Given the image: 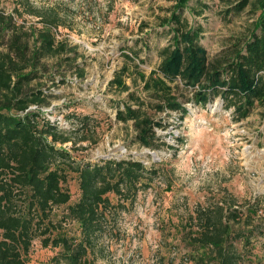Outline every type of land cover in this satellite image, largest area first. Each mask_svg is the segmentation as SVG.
<instances>
[{
	"label": "rangeland",
	"instance_id": "1",
	"mask_svg": "<svg viewBox=\"0 0 264 264\" xmlns=\"http://www.w3.org/2000/svg\"><path fill=\"white\" fill-rule=\"evenodd\" d=\"M177 1L30 0L39 8H57L68 26L60 28L59 39L78 46V63L86 72L83 78L65 73L61 83L63 77L50 71L47 76L56 74V85L47 81L44 87L52 96L51 105L42 109L45 117L74 139L63 146L74 160L63 167L70 204L81 197L74 171L79 166L133 158L156 171L133 206L117 207L119 198L109 196L117 213L112 211L105 221L98 253L91 257L95 264H193L186 247L191 220L198 206L217 202L234 203L243 212L248 203L258 201L254 225L257 233L264 229V106L240 120L234 110L224 107L222 97L202 106L182 87L176 96L188 110L184 119L181 111H151L162 123L155 129L159 145L155 150L138 142L133 122L116 120L127 93L110 83L123 68L127 69L123 80L131 90L152 101L141 93L139 74L148 76L157 70L160 51L172 44L173 35L163 19L170 17ZM241 1L191 0L183 11L190 25L203 28L201 44L210 62L229 55L252 30L258 16L254 0L241 12L233 10ZM17 2L1 0V12L14 16L19 26L41 28L37 18L15 14ZM84 117L86 129L80 122ZM67 214V206H62L52 217L62 225V232L79 237V224L65 219ZM58 252L36 240L26 264H52ZM247 258L252 264H264V236L254 240Z\"/></svg>",
	"mask_w": 264,
	"mask_h": 264
},
{
	"label": "trees",
	"instance_id": "2",
	"mask_svg": "<svg viewBox=\"0 0 264 264\" xmlns=\"http://www.w3.org/2000/svg\"><path fill=\"white\" fill-rule=\"evenodd\" d=\"M17 1L15 14L37 18L41 28L19 26L14 16L0 10V264H26L36 240L45 248L59 249L52 264H95L91 257L98 253L105 221L112 211V215L117 213L109 196L119 198L117 207L133 206L156 171L133 158L79 166L74 171L81 197L70 204L63 167L74 160L63 146L74 139L45 117L42 109L51 105L52 96L44 87L47 81L56 85V74L63 77L71 72L83 78L85 67L78 63V46L57 38L61 27L68 28L57 8ZM190 2L177 1L170 17L163 19L173 36L172 44L160 51L159 68L148 76L139 74L141 93L152 101L125 83L122 73L126 67L110 83L127 93L116 120L133 122L138 142L152 150L159 148L155 129L162 123L151 111H181L184 119L188 110L176 96L182 87L202 106L222 97L224 107L234 110L240 120L264 106V0L252 4L258 16L245 40L213 62L201 44L203 28L183 18ZM250 3L242 0L233 10L241 12ZM50 71L56 74L47 76ZM86 119L80 121L85 129ZM257 204L248 203L243 212L234 203L198 206L186 240L188 262L252 264L247 255H251L254 240L264 236V229L257 233L254 225ZM62 206H67L65 219L79 224V237L62 232V225L53 219L54 210Z\"/></svg>",
	"mask_w": 264,
	"mask_h": 264
},
{
	"label": "built area",
	"instance_id": "3",
	"mask_svg": "<svg viewBox=\"0 0 264 264\" xmlns=\"http://www.w3.org/2000/svg\"><path fill=\"white\" fill-rule=\"evenodd\" d=\"M57 38L59 39V35L57 34Z\"/></svg>",
	"mask_w": 264,
	"mask_h": 264
}]
</instances>
